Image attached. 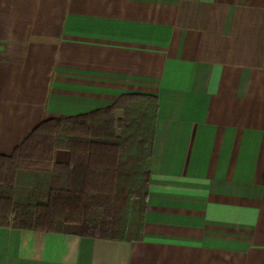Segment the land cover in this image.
Masks as SVG:
<instances>
[{
	"label": "crops",
	"instance_id": "1",
	"mask_svg": "<svg viewBox=\"0 0 264 264\" xmlns=\"http://www.w3.org/2000/svg\"><path fill=\"white\" fill-rule=\"evenodd\" d=\"M130 93L157 103L141 239L0 226V264H264V0H0L1 155Z\"/></svg>",
	"mask_w": 264,
	"mask_h": 264
},
{
	"label": "trees",
	"instance_id": "2",
	"mask_svg": "<svg viewBox=\"0 0 264 264\" xmlns=\"http://www.w3.org/2000/svg\"><path fill=\"white\" fill-rule=\"evenodd\" d=\"M156 111L153 95L130 93L104 108L41 121L0 154V226L140 240ZM58 149L69 153L66 163L54 160Z\"/></svg>",
	"mask_w": 264,
	"mask_h": 264
},
{
	"label": "rangeland",
	"instance_id": "3",
	"mask_svg": "<svg viewBox=\"0 0 264 264\" xmlns=\"http://www.w3.org/2000/svg\"><path fill=\"white\" fill-rule=\"evenodd\" d=\"M17 191L20 192V188H19V189H16V192H17Z\"/></svg>",
	"mask_w": 264,
	"mask_h": 264
}]
</instances>
